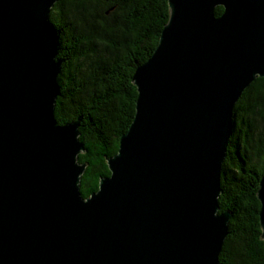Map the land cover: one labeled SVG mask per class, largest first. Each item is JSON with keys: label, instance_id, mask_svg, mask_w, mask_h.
Wrapping results in <instances>:
<instances>
[{"label": "water", "instance_id": "1", "mask_svg": "<svg viewBox=\"0 0 264 264\" xmlns=\"http://www.w3.org/2000/svg\"><path fill=\"white\" fill-rule=\"evenodd\" d=\"M57 2L0 0V264H220L222 166L234 108L264 78V0H168L132 124L87 199L79 122L54 115ZM257 198L264 242V176Z\"/></svg>", "mask_w": 264, "mask_h": 264}, {"label": "trees", "instance_id": "2", "mask_svg": "<svg viewBox=\"0 0 264 264\" xmlns=\"http://www.w3.org/2000/svg\"><path fill=\"white\" fill-rule=\"evenodd\" d=\"M223 11L217 7L215 15ZM168 20V0H58L51 11L61 63L54 115L62 126L79 122L84 199L110 176L108 159L135 116L134 73L154 53ZM233 120L219 198V213L231 218L219 262L264 264L257 198L264 176V78L243 93Z\"/></svg>", "mask_w": 264, "mask_h": 264}]
</instances>
